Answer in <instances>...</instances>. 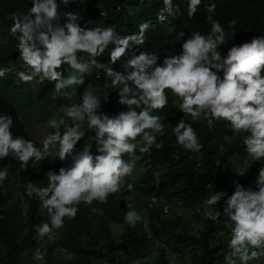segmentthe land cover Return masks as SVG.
I'll return each mask as SVG.
<instances>
[{"label":"clouds","instance_id":"clouds-1","mask_svg":"<svg viewBox=\"0 0 264 264\" xmlns=\"http://www.w3.org/2000/svg\"><path fill=\"white\" fill-rule=\"evenodd\" d=\"M74 2L78 0H32L26 13L12 14L10 34L17 39L20 59L29 69L16 73L17 82L29 84L38 77L40 83L54 82V99L60 95L72 99L66 90L75 92L78 86L85 85V74L91 68L103 70L108 80L105 86L117 89L118 104L125 110L113 116L97 114L102 97L96 94L98 89L88 84L82 93V103L63 108L66 116L59 122L55 117L48 121L55 133L43 139L42 147L23 136L14 138L13 117L0 113V160L12 156L24 170L30 166L36 170L49 156L57 154L59 161L69 157L72 160L70 167H60L58 173L48 171L46 186L29 181L25 188L27 197L38 199L41 208L47 210L49 219L35 226L38 237L54 242L56 231L65 226V218L76 219L81 203L107 204L110 195L122 192L125 178L135 170L137 150L149 154L153 146L164 147L157 142V135L165 133V125L154 113L168 106V92L179 99V111L184 114L172 131L176 143L185 151L199 153L204 147L192 124L186 122L190 116L195 122L203 118L210 130L220 121L228 122L233 135L225 136L224 140L231 142L241 136L248 157L264 161V35L234 44L225 55L221 46L229 39L224 25L214 18L216 3L187 0L188 18L193 19L204 4L211 29L206 34L192 31L187 39L184 31H180L176 38L182 41L181 52L166 56L160 64V56L155 52L135 51L146 43L151 21L141 23L139 31L130 35H121L113 25L100 27L96 23L92 27V20L81 26L83 17L61 10V5L67 8ZM163 3L169 14L179 15L178 9L173 12L172 0ZM157 19L161 23L167 19L164 11ZM236 23L231 20L228 27L234 29ZM109 45L112 46L109 62L102 63L98 58L104 56ZM118 61H122L123 71L114 69ZM64 65L71 68L66 77ZM10 71L0 68V78ZM85 120L93 129L94 136L90 138L98 154L87 147L76 151V145L86 136ZM125 156L129 159L125 160ZM154 175L158 185L160 173ZM8 179L5 167L0 170V186ZM257 186L258 190L245 189L236 182L235 191L226 200L223 214L231 231L227 245L231 251L225 254V264H251L264 258V168L259 170ZM132 189L133 185L128 183L127 190ZM227 195L215 190L203 200V214L209 221L219 223L221 212L217 206ZM124 199L128 202L124 223L135 228L144 217L130 197ZM32 259L44 260L39 247ZM133 264L146 261L137 259Z\"/></svg>","mask_w":264,"mask_h":264},{"label":"trees","instance_id":"trees-1","mask_svg":"<svg viewBox=\"0 0 264 264\" xmlns=\"http://www.w3.org/2000/svg\"><path fill=\"white\" fill-rule=\"evenodd\" d=\"M212 2L217 5L214 18L224 25L228 34V43L221 46L225 55L234 44L250 42L254 36L264 35V0H204V4ZM204 4L193 19L187 16V0H172L173 12L178 9V16L168 13L163 0H78L67 8L61 5V10L78 13L83 17L81 26L88 19L94 22L93 27L113 25L121 35L137 33L141 23L151 21L146 43L135 51L136 54L155 52L160 56L158 63L162 64L166 56L181 52L182 41L176 38L180 31H184L185 39L192 31L199 30L202 34L210 31L211 25L206 21L209 13ZM31 5L32 0H0V30L5 38V42L0 43V68L20 69L24 66L18 41L10 34V27L13 26L12 14L26 13ZM161 11L167 17L163 23L157 19ZM231 20L237 21L234 29L228 27ZM172 28L175 31H170ZM111 48L109 45L104 56L98 58L100 62H109ZM120 64L122 61H118L114 69L123 71ZM63 71L66 77L71 71L70 66L64 65ZM85 77V85L78 86L77 91L66 90L76 105L82 103V93L91 84L102 97L97 114L113 116L125 110L118 104L117 89L105 86L108 80L103 70L91 68V73ZM54 87V82L39 83L35 101L42 106L53 105L47 113L62 118L66 114L60 104L67 96L54 99ZM167 95L168 106L154 113L165 125V133L157 135V142L163 143L164 147L156 149L153 146L149 154L137 150L136 163L144 164L139 177L135 180L126 177L122 192L110 195L107 204L98 201L92 205L81 203L76 219L65 218V226L56 231L54 242L37 236L35 226L49 218L38 199L27 197L25 188L29 181L40 187L46 186V173L51 170L58 173L60 167H70L71 158L62 162L58 154L49 156L36 170L31 166L24 170L12 156L0 160V170L7 167L9 171V179L0 186V264H37L38 261L32 259L37 247L44 254L45 264H133L137 259L146 264H170L171 254L180 258L187 256L190 264H225V254L231 251L227 247L231 231L226 227L227 217L223 214L226 200L235 191L236 182L245 189L258 190V174L264 168V161L257 162L248 157L241 136L231 142L224 140L225 136L233 135L228 122L220 121L210 130L203 118L195 122L190 116L186 122L192 124L204 147L199 153L185 151L176 143L172 131L184 117L179 111L180 101L171 92ZM0 113L13 117L14 138L23 136L41 147L28 132L15 105L3 95H0ZM83 130L86 136L78 142L76 151L87 147L93 154H98L90 138L94 136L93 129L87 126L86 120ZM128 159L125 156V160ZM156 172L160 173L158 185ZM128 183L133 185L131 191L127 190ZM215 190L228 194L217 206L221 212L219 223L209 221L203 214V200ZM125 197H130L136 210L145 216L135 228L124 223L128 210ZM165 205L178 206L186 211V215H169L172 211H164ZM111 225L122 227L118 245L114 242ZM156 241L160 244L155 248ZM58 249L70 257L55 260Z\"/></svg>","mask_w":264,"mask_h":264},{"label":"rangeland","instance_id":"rangeland-1","mask_svg":"<svg viewBox=\"0 0 264 264\" xmlns=\"http://www.w3.org/2000/svg\"><path fill=\"white\" fill-rule=\"evenodd\" d=\"M88 19L85 20V24ZM93 27V25H91ZM5 42V38L3 37V33L0 30V43ZM11 69L10 72L6 74L5 77L0 78V95H3L9 102H12L17 108L28 132L33 137V139L42 147L43 139L49 134L54 133L55 129L50 127L48 121L52 118H56L59 122V117L55 115H49L47 112L53 108V105L42 106L40 103L35 101L36 92L39 87V78L37 77L32 83L23 84L18 83V77L16 73L18 71H25L28 68L24 64L20 69L18 67H9ZM16 69V71L14 70ZM29 70V69H28ZM91 73V69L87 74ZM72 93H74L71 89H69ZM61 109L66 107H71L72 105H76L75 101L68 98H62L61 100ZM61 133H63V125H60ZM144 164L136 163L135 170L131 176V179H137L143 169ZM166 212L170 209L172 212L169 215H186V211L181 209L178 206H164V211ZM145 218L144 214H142ZM112 235L114 237V242L119 244V236L122 233V227L117 225H111ZM160 244L159 241L155 242V248ZM179 255L171 254L169 256L170 264H190L188 257H178ZM69 254H67L63 250H57L55 252V260H63L69 258ZM45 260L38 261L37 264H45ZM251 264H264V258H261L260 261H253Z\"/></svg>","mask_w":264,"mask_h":264},{"label":"built area","instance_id":"built-area-1","mask_svg":"<svg viewBox=\"0 0 264 264\" xmlns=\"http://www.w3.org/2000/svg\"><path fill=\"white\" fill-rule=\"evenodd\" d=\"M152 201H153V199H152ZM165 211H166V209H165Z\"/></svg>","mask_w":264,"mask_h":264}]
</instances>
